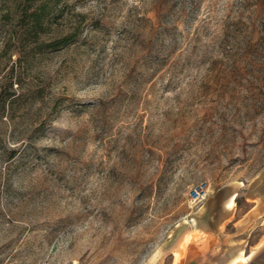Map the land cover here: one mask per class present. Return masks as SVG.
<instances>
[{"label":"rangeland","instance_id":"rangeland-1","mask_svg":"<svg viewBox=\"0 0 264 264\" xmlns=\"http://www.w3.org/2000/svg\"><path fill=\"white\" fill-rule=\"evenodd\" d=\"M194 227L264 264V0H0V264H173Z\"/></svg>","mask_w":264,"mask_h":264},{"label":"crops","instance_id":"crops-1","mask_svg":"<svg viewBox=\"0 0 264 264\" xmlns=\"http://www.w3.org/2000/svg\"><path fill=\"white\" fill-rule=\"evenodd\" d=\"M217 236L216 230L211 228H190L173 253V264H230L235 261L226 245L216 243Z\"/></svg>","mask_w":264,"mask_h":264},{"label":"trees","instance_id":"trees-1","mask_svg":"<svg viewBox=\"0 0 264 264\" xmlns=\"http://www.w3.org/2000/svg\"><path fill=\"white\" fill-rule=\"evenodd\" d=\"M33 21H34L35 24L38 23V21H39V17H38V16H34V17H33ZM66 44H68L67 39H63V41L61 42L60 45H66ZM48 46H49V48H52V47L55 48V47L58 46V45L51 44V45H48Z\"/></svg>","mask_w":264,"mask_h":264},{"label":"built area","instance_id":"built-area-1","mask_svg":"<svg viewBox=\"0 0 264 264\" xmlns=\"http://www.w3.org/2000/svg\"><path fill=\"white\" fill-rule=\"evenodd\" d=\"M199 196H200V191L198 192L197 190H195V197H194V199H198L199 198Z\"/></svg>","mask_w":264,"mask_h":264}]
</instances>
